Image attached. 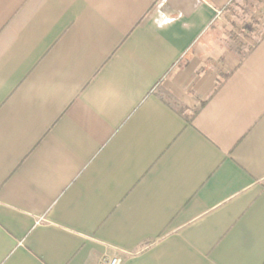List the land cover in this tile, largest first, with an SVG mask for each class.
Returning <instances> with one entry per match:
<instances>
[{"label":"crops","instance_id":"crops-1","mask_svg":"<svg viewBox=\"0 0 264 264\" xmlns=\"http://www.w3.org/2000/svg\"><path fill=\"white\" fill-rule=\"evenodd\" d=\"M232 1L0 0V264H264V35L209 62Z\"/></svg>","mask_w":264,"mask_h":264},{"label":"rangeland","instance_id":"rangeland-1","mask_svg":"<svg viewBox=\"0 0 264 264\" xmlns=\"http://www.w3.org/2000/svg\"><path fill=\"white\" fill-rule=\"evenodd\" d=\"M210 35L218 53L209 62L220 71L226 53L236 63L264 35V0H233L212 24Z\"/></svg>","mask_w":264,"mask_h":264},{"label":"built area","instance_id":"built-area-1","mask_svg":"<svg viewBox=\"0 0 264 264\" xmlns=\"http://www.w3.org/2000/svg\"><path fill=\"white\" fill-rule=\"evenodd\" d=\"M120 258L117 256L109 257L105 260V264H119Z\"/></svg>","mask_w":264,"mask_h":264},{"label":"trees","instance_id":"trees-1","mask_svg":"<svg viewBox=\"0 0 264 264\" xmlns=\"http://www.w3.org/2000/svg\"><path fill=\"white\" fill-rule=\"evenodd\" d=\"M204 103V101L202 102V104Z\"/></svg>","mask_w":264,"mask_h":264}]
</instances>
